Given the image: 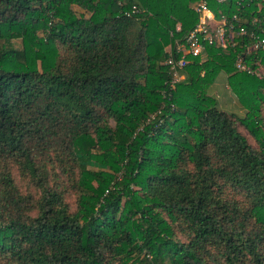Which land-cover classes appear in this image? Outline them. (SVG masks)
<instances>
[{"label":"trees","instance_id":"obj_1","mask_svg":"<svg viewBox=\"0 0 264 264\" xmlns=\"http://www.w3.org/2000/svg\"><path fill=\"white\" fill-rule=\"evenodd\" d=\"M199 1L0 0V264H264V0H205L246 35L170 90Z\"/></svg>","mask_w":264,"mask_h":264},{"label":"built area","instance_id":"obj_2","mask_svg":"<svg viewBox=\"0 0 264 264\" xmlns=\"http://www.w3.org/2000/svg\"><path fill=\"white\" fill-rule=\"evenodd\" d=\"M218 1L223 3L228 0ZM191 8L198 14V22L195 25V28L188 33L184 41L175 42L174 46L169 48V51L167 52L168 57L164 62L165 66L168 68L170 76V90H174L175 85L183 79L182 71L191 62L190 58L201 57L206 45L226 47L228 43V32L234 33V23L238 24L239 22L236 15L231 18V21L228 20L226 16L217 18L214 12L208 8L205 0L194 2ZM138 12L139 9L137 6H133L130 11L132 14ZM130 13L127 14L129 15ZM238 28V31H235L237 35H246V31L241 26H238ZM176 30H180L179 24L176 25ZM251 38L254 39V43L253 46L249 48L250 51L257 49L264 50V39L254 35H252ZM235 67L240 71L253 74L252 69L244 65L241 57L237 58ZM263 75L262 70L256 72V76L259 79H262Z\"/></svg>","mask_w":264,"mask_h":264},{"label":"crops","instance_id":"obj_3","mask_svg":"<svg viewBox=\"0 0 264 264\" xmlns=\"http://www.w3.org/2000/svg\"><path fill=\"white\" fill-rule=\"evenodd\" d=\"M211 95L216 99L217 106L219 109L229 113L236 114L240 117L244 116L245 110L239 105L237 99L231 92L227 84V77L225 74L221 73L218 75L214 84L212 85Z\"/></svg>","mask_w":264,"mask_h":264},{"label":"rangeland","instance_id":"obj_4","mask_svg":"<svg viewBox=\"0 0 264 264\" xmlns=\"http://www.w3.org/2000/svg\"><path fill=\"white\" fill-rule=\"evenodd\" d=\"M74 10L76 11L77 14H80V13L83 12V10H81L79 8H75ZM13 43H14V47L16 49H20L21 48V44H20V41L19 40L13 41ZM225 110L226 111H230L227 108ZM237 128H238V130L240 132H242V134L247 135L246 131L239 124H237ZM250 142H251V144L254 147H256V145L254 144V142L252 140H250ZM111 152H114V150H112ZM15 171H16V174H15V180H16V182L15 183H17L16 185L18 186L19 190L21 192H23V193L32 191L33 187L30 184L29 180L23 179L21 176H19V173H18V171L16 169H15ZM75 200H76V195L73 192L69 191V192H67L65 194V201L68 204L69 209H70L71 212H73L75 210V208H76Z\"/></svg>","mask_w":264,"mask_h":264}]
</instances>
